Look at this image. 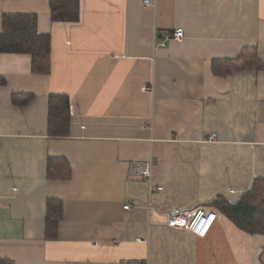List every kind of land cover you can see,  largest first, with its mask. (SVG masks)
Segmentation results:
<instances>
[{
  "label": "crops",
  "instance_id": "1",
  "mask_svg": "<svg viewBox=\"0 0 264 264\" xmlns=\"http://www.w3.org/2000/svg\"><path fill=\"white\" fill-rule=\"evenodd\" d=\"M48 1L0 0V31L3 14H33L51 43L46 74L0 52V262L264 264V234L212 205L264 178V67L212 70L245 48L264 61V0H79L76 22ZM178 27L180 41H154ZM50 94L68 97L67 136L48 134ZM149 157L151 185L128 173ZM50 159L68 175L50 177ZM196 207L216 213L204 237L167 225Z\"/></svg>",
  "mask_w": 264,
  "mask_h": 264
},
{
  "label": "trees",
  "instance_id": "2",
  "mask_svg": "<svg viewBox=\"0 0 264 264\" xmlns=\"http://www.w3.org/2000/svg\"><path fill=\"white\" fill-rule=\"evenodd\" d=\"M51 18L54 21L76 22L79 20V0H49ZM3 30L0 31V52L28 53L31 55V69L34 73L46 74L50 69V35L36 29L33 14L11 13L2 15ZM264 67V61L256 56L254 48H245L235 59H220L212 62V70L219 75L234 71ZM0 82H3L0 79ZM22 104L30 98L22 94ZM15 95H13V99ZM70 111L67 95L50 94L48 96V134L67 136L69 132ZM64 162V161H63ZM48 161V175L67 176L68 165L64 162ZM55 165V167H54ZM54 167V168H53ZM222 214L245 232L264 234V178H255L251 187L245 191L236 203L225 199L212 202ZM62 217V205L59 201L48 200L46 204L45 236L54 238L58 232V223ZM0 264H11L9 261Z\"/></svg>",
  "mask_w": 264,
  "mask_h": 264
},
{
  "label": "built area",
  "instance_id": "3",
  "mask_svg": "<svg viewBox=\"0 0 264 264\" xmlns=\"http://www.w3.org/2000/svg\"><path fill=\"white\" fill-rule=\"evenodd\" d=\"M143 2L146 3L147 0H143ZM153 38L154 41L157 40V38H161L163 40L173 39L176 41H180L181 39H183V30L179 27L173 29L172 31L165 30L159 34L154 33ZM154 164L155 160L153 159V157H149V159L146 161L131 163L128 169V173L139 176L140 178L144 179L149 185H151L152 170ZM160 188L161 187H159V189ZM149 189H151V186L149 187ZM124 208L127 209L128 205L124 206ZM215 216V212L205 211L200 207H196L190 211H181L169 214L166 223L170 227L190 231L197 237H204L208 229L210 228Z\"/></svg>",
  "mask_w": 264,
  "mask_h": 264
}]
</instances>
